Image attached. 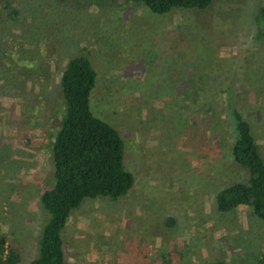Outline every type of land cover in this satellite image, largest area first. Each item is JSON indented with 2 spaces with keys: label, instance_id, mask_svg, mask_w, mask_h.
<instances>
[{
  "label": "rangeland",
  "instance_id": "obj_1",
  "mask_svg": "<svg viewBox=\"0 0 264 264\" xmlns=\"http://www.w3.org/2000/svg\"><path fill=\"white\" fill-rule=\"evenodd\" d=\"M260 6L264 0H211L157 13L141 0H0V107L23 116L10 156L21 157L24 170L17 180L12 170L0 195V232L19 249L18 264L36 254L48 217L37 196L52 183L58 77L78 54L95 70L90 109L119 133L133 184L72 208L61 230L65 258L91 264L81 259L87 251L112 264L117 249L130 246V264H252L264 250V219L244 205L219 211L214 194L246 177L229 151L231 107L249 122L264 161ZM185 80L200 86L181 100Z\"/></svg>",
  "mask_w": 264,
  "mask_h": 264
},
{
  "label": "trees",
  "instance_id": "obj_2",
  "mask_svg": "<svg viewBox=\"0 0 264 264\" xmlns=\"http://www.w3.org/2000/svg\"><path fill=\"white\" fill-rule=\"evenodd\" d=\"M141 1L150 11L163 13L173 7L203 8L211 0ZM258 11L264 17V6ZM94 82L95 70L83 54L69 57L60 70L57 86L62 108L55 122L50 149L48 147L52 183L37 196L48 217L36 238V254L26 264H68L60 233L72 208L84 197L116 198L133 184V175L122 163L123 142L119 133L90 109L89 96ZM196 85L200 86L199 80L183 81L179 92L181 100L189 98L187 89L196 88ZM52 110H56L54 105ZM230 114L235 132L229 146L230 155L233 162L245 170L246 177L217 189L215 207L224 211L244 205L251 215L264 219V161L250 132L249 122L233 107ZM20 260L19 249L6 244L0 233V264H18ZM214 264L226 263L217 261ZM252 264H264V250Z\"/></svg>",
  "mask_w": 264,
  "mask_h": 264
},
{
  "label": "crops",
  "instance_id": "obj_3",
  "mask_svg": "<svg viewBox=\"0 0 264 264\" xmlns=\"http://www.w3.org/2000/svg\"><path fill=\"white\" fill-rule=\"evenodd\" d=\"M2 104L5 107H0V109L3 111V113H0V118H1L0 119V195H1V197H4L5 192H3V191L5 189H8L7 181L13 180L12 179L13 175H14L15 180H17V178L21 179L23 177L22 171H24V170H23V167L20 166L21 165L20 163H22V161H20L21 157H17V156L15 157V155H13V157H12V155L10 156L13 148H14L15 152H16V149L18 150V148H19L18 145L13 143L12 138L15 137V140H16L17 136L18 137L21 136V133L23 131V129H22L23 127H21V123H22L21 118L23 116L17 115L16 111H14L12 113H8L7 104L5 102L4 103L2 102ZM12 108L15 109L16 107L13 106ZM28 124H30V129L28 131L26 129V133H24V135L29 137L31 135V131H32L31 129H32L33 123L30 122ZM16 134H18V135H16ZM32 138L29 139V142H28V144H30V145H32V142L34 141V139H32ZM27 150H28L27 151L28 154L29 153L32 154L33 149L28 148ZM22 158H24V157L22 156ZM12 170H13V175L11 174ZM2 202H0V210H2L4 212V210H5L4 205L5 204ZM129 229H130V227H129ZM125 230L126 229H123L121 231V234H122V236L120 237L121 239L123 237H125L126 234H128L127 233L128 230H126V231ZM123 231H125V232H123ZM1 234H3V233H1ZM159 241H161V239H159ZM63 248L64 247L62 244V249ZM117 251H118L117 255L113 256L114 259L112 260L113 261L112 264H130V246H126V251H123L121 248L117 249ZM63 254H64V249H63ZM71 254H72V251H71ZM88 254H93V253H89V252L87 253V251H86L85 254L82 255L81 259L85 262L89 261L91 264H98V263H100L101 259L104 261L107 260L106 259L107 255L105 252H104V254L106 256H104V257H101V255L97 256L96 254H94V257L90 258L88 256ZM64 259L67 261L68 264H71V262L69 260V259H71V256H69V258L66 259L65 254H64Z\"/></svg>",
  "mask_w": 264,
  "mask_h": 264
}]
</instances>
